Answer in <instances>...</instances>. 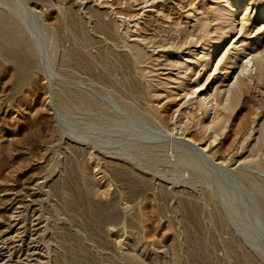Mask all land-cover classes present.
Wrapping results in <instances>:
<instances>
[{"label": "rangeland", "instance_id": "rangeland-1", "mask_svg": "<svg viewBox=\"0 0 264 264\" xmlns=\"http://www.w3.org/2000/svg\"><path fill=\"white\" fill-rule=\"evenodd\" d=\"M239 3L0 0V264H264V0ZM201 87L206 115L177 100Z\"/></svg>", "mask_w": 264, "mask_h": 264}, {"label": "bare ground", "instance_id": "bare-ground-1", "mask_svg": "<svg viewBox=\"0 0 264 264\" xmlns=\"http://www.w3.org/2000/svg\"><path fill=\"white\" fill-rule=\"evenodd\" d=\"M162 1V0H161ZM238 1V0H237ZM242 1L243 0H240V3H239V5L242 3ZM152 4H154L153 2H152ZM149 5V4H148ZM225 5V4H224ZM238 5V6H239ZM147 6V5H146ZM118 7V6H117ZM139 8V7H138ZM137 8V9H138ZM141 9V8H140ZM229 9V8H228ZM231 9V8H230ZM233 9V8H232ZM123 10V9H122ZM144 11V10H143ZM142 11V12H143ZM136 12V11H135ZM188 13V12H187ZM133 14V13H132ZM138 14H139V12H138ZM142 14H144V13H142ZM185 14V13H184ZM229 14V13H228ZM142 16V15H141ZM231 16V15H230ZM187 18H188V16H186ZM135 18V17H134ZM133 18V19H134ZM4 17L2 16V14L0 13V28H1V30H3V27L4 28H6V35H8V36H15L14 35V29L12 28V27H10L9 26V24L8 23H5L4 22ZM127 19V18H126ZM189 19V18H188ZM187 19V20H188ZM225 19V18H224ZM129 21V20H128ZM120 22V21H119ZM223 22V21H222ZM229 22V21H228ZM117 23V22H116ZM184 23V22H183ZM124 24V23H123ZM136 24V23H135ZM186 24V23H185ZM222 24V23H221ZM117 25V24H116ZM183 25V24H182ZM187 26V25H186ZM229 27V26H228ZM178 30V29H177ZM119 33V32H118ZM226 34H227V32H226ZM191 36V35H190ZM16 38V37H15ZM14 38V39H15ZM148 38V37H147ZM181 38V37H180ZM222 38V37H221ZM17 39V38H16ZM136 39V38H135ZM138 39V38H137ZM140 39V38H139ZM224 39V38H223ZM12 42V41H11ZM184 42V41H183ZM234 42V41H233ZM198 44V43H197ZM232 45V44H231ZM263 45V44H262ZM186 46V45H185ZM195 47V46H194ZM196 49V48H195ZM188 51V50H187ZM194 51H196V50H194ZM203 51V50H202ZM190 53V52H189ZM244 53V52H243ZM195 55H198V53L197 54H195ZM203 56H205V55H203ZM202 56V57H203ZM156 57V56H155ZM263 57V56H262ZM263 60H264V58H263ZM243 61H244V59H243ZM207 62V61H206ZM169 63V62H168ZM193 64V63H192ZM197 64V63H196ZM163 66V65H162ZM195 66V65H194ZM159 69V68H158ZM264 70V61H262L261 60V57H260V55H258V54H252V53H250L248 56H246V59H245V61H244V63H243V69L242 70H244V73L241 75V77L243 76H248L249 77V79L251 78H253V79H255V78H257L258 77V75H261L259 72H258V70ZM239 70V69H238ZM190 71H191V69H190ZM152 73V72H151ZM240 73V72H239ZM242 73V72H241ZM235 76V75H234ZM167 77V79H168V81L169 80H173V77L172 76H166ZM239 75H237L235 78V80L233 81V82H231L232 84H231V87H235L236 85H237V83H238V80H241L242 78H241ZM151 78V77H150ZM156 78V77H155ZM165 79V78H164ZM247 79V78H246ZM248 79V80H249ZM161 80V79H160ZM166 80V79H165ZM231 80V79H230ZM247 81V80H246ZM257 81V80H256ZM254 82V81H253ZM178 83V85L179 84H182V81H178L177 82ZM169 83L168 82H166L165 84H163V86H167ZM220 85V84H219ZM169 86V85H168ZM222 86V85H221ZM202 87H203V85H202ZM196 88L191 94H189V92L187 93V95L186 96H182L181 94V96H178V99H177V97H176V99L178 100V101H182L181 102V104L182 103H185V102H187V101H189V100H191V99H195V100H197V102L199 103V105L203 108V110H204V114L206 115V114H208V113H210V110H211V102H212V99H213V94L212 93H210V92H208L207 94L205 93V89H203V88ZM224 87V86H223ZM236 88V87H235ZM173 89V88H172ZM192 89H194V88H192ZM154 91V90H153ZM221 91V90H220ZM177 92V91H176ZM184 92V91H183ZM257 93V92H256ZM161 94V93H160ZM163 94V93H162ZM230 96V95H229ZM224 98H226V97H224ZM227 100V99H226ZM226 102V101H225ZM180 103V102H179ZM168 104V103H167ZM164 105V104H163ZM180 107V106H179ZM181 109V108H180ZM183 109V108H182ZM179 111V110H178ZM212 111V110H211ZM203 112V111H202ZM204 117V116H203ZM213 118H215V117H213ZM205 120V119H204ZM207 120V119H206ZM170 128V127H169ZM175 128V127H174ZM208 129V128H207ZM211 130V129H210ZM207 133V132H206ZM205 133V134H206ZM214 135V134H213ZM182 136V135H181ZM185 136V135H184ZM204 137H205V135H204ZM187 138V137H186ZM213 138V137H212ZM181 140V139H180ZM184 141H186L187 143L188 142H190V141H188L187 139H185ZM198 144V143H197ZM213 144V143H212ZM212 144H211V142H208V140L206 141L205 140V142H204V144H203V142H202V146L201 147H199L198 148V153L199 152H202V153H204L203 154V157L205 156V154L207 153V152H209L210 150H211V146H212ZM196 145V144H195ZM200 146V145H199ZM197 149V148H196ZM201 151H200V150ZM214 149V148H213ZM207 156V155H206ZM205 156V157H206ZM208 157V156H207ZM229 157V156H228ZM205 159V158H204ZM215 164V163H214ZM221 166V165H220ZM228 169V168H227ZM13 208V207H12ZM26 256V255H25Z\"/></svg>", "mask_w": 264, "mask_h": 264}]
</instances>
